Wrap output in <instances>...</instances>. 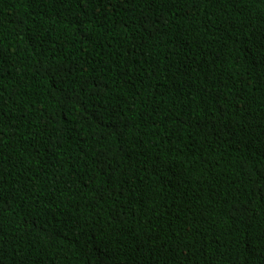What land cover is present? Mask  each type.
Wrapping results in <instances>:
<instances>
[{"label": "trees", "instance_id": "trees-1", "mask_svg": "<svg viewBox=\"0 0 264 264\" xmlns=\"http://www.w3.org/2000/svg\"><path fill=\"white\" fill-rule=\"evenodd\" d=\"M0 264H264V0H0Z\"/></svg>", "mask_w": 264, "mask_h": 264}]
</instances>
